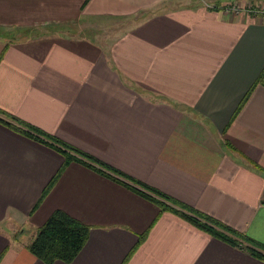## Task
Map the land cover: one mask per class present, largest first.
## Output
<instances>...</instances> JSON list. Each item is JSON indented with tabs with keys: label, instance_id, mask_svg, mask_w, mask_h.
Segmentation results:
<instances>
[{
	"label": "crops",
	"instance_id": "obj_1",
	"mask_svg": "<svg viewBox=\"0 0 264 264\" xmlns=\"http://www.w3.org/2000/svg\"><path fill=\"white\" fill-rule=\"evenodd\" d=\"M201 1L0 0V117L264 243V10ZM63 158L0 121V264H264L79 160L42 195ZM55 208L89 226L69 262L27 249Z\"/></svg>",
	"mask_w": 264,
	"mask_h": 264
},
{
	"label": "trees",
	"instance_id": "obj_2",
	"mask_svg": "<svg viewBox=\"0 0 264 264\" xmlns=\"http://www.w3.org/2000/svg\"><path fill=\"white\" fill-rule=\"evenodd\" d=\"M264 75V70L260 79ZM0 117L8 127L13 130H19L24 135H31L37 140L45 141L51 147L53 146L63 156L62 164L59 169L51 177V180L42 189V195L46 189L54 182V178L62 171L66 163L70 160L81 161L89 167L98 169L102 174H109L115 178H121L125 185L131 186L138 190L141 195H145L154 202H157L160 209L173 210L185 216L193 224L200 225L204 230L210 232L218 238L228 241L230 244H239L244 242L246 249L257 258L264 259V243L253 239L249 235H243L240 231L232 229L228 224L214 219L209 214H204L200 211L193 210L183 201H178L170 195H166L157 187H152L146 182H141L137 177L129 176L122 170L113 167L107 162L98 159V156L86 152L80 147H76L72 142L60 139L53 133H48L46 130L37 128L33 124L25 122L20 117L15 115L4 114ZM255 166H259L256 163ZM120 176V177H119ZM42 197V196H41ZM40 197V198H41ZM36 232L27 242L28 251L46 263L52 262L57 258H61L65 262H69L85 242L86 235L89 232L88 224L80 222L75 216L66 213L62 208H55L40 225L36 226Z\"/></svg>",
	"mask_w": 264,
	"mask_h": 264
},
{
	"label": "rangeland",
	"instance_id": "obj_3",
	"mask_svg": "<svg viewBox=\"0 0 264 264\" xmlns=\"http://www.w3.org/2000/svg\"><path fill=\"white\" fill-rule=\"evenodd\" d=\"M216 7H219L220 9H226V10H232L235 9L237 11H240L241 9H245V11H252V10H258L262 11L264 10V0H248V1H242V0H215ZM188 3V2H187ZM202 5H206L207 7L211 8L212 0H202L200 2ZM212 5V6H214ZM19 229V228H18ZM18 229L16 230V234H18Z\"/></svg>",
	"mask_w": 264,
	"mask_h": 264
},
{
	"label": "built area",
	"instance_id": "obj_4",
	"mask_svg": "<svg viewBox=\"0 0 264 264\" xmlns=\"http://www.w3.org/2000/svg\"><path fill=\"white\" fill-rule=\"evenodd\" d=\"M232 10H233L234 12H237V10H238V9H237V10H235V9H232Z\"/></svg>",
	"mask_w": 264,
	"mask_h": 264
}]
</instances>
